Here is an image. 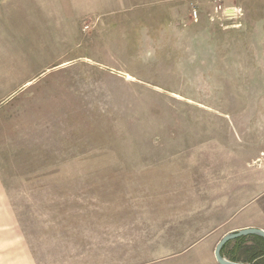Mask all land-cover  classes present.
I'll return each mask as SVG.
<instances>
[{
  "label": "rangeland",
  "instance_id": "374dc122",
  "mask_svg": "<svg viewBox=\"0 0 264 264\" xmlns=\"http://www.w3.org/2000/svg\"><path fill=\"white\" fill-rule=\"evenodd\" d=\"M6 4L0 264H218L264 229V0Z\"/></svg>",
  "mask_w": 264,
  "mask_h": 264
},
{
  "label": "water",
  "instance_id": "95a60500",
  "mask_svg": "<svg viewBox=\"0 0 264 264\" xmlns=\"http://www.w3.org/2000/svg\"><path fill=\"white\" fill-rule=\"evenodd\" d=\"M247 235H258L264 239V229L258 228V227H245L242 229H239L235 232H229L223 235L220 240L217 242L215 248H214V258L218 264H242L237 261H231L229 259L224 258L220 250L223 247V245L231 240H234L241 236H247Z\"/></svg>",
  "mask_w": 264,
  "mask_h": 264
},
{
  "label": "trees",
  "instance_id": "16d2710c",
  "mask_svg": "<svg viewBox=\"0 0 264 264\" xmlns=\"http://www.w3.org/2000/svg\"><path fill=\"white\" fill-rule=\"evenodd\" d=\"M252 238H254V240L258 241L261 243L262 248L261 249H256V252H254L252 254V258H254V260L256 259H261L264 258V239L258 235H250ZM249 236H241L238 237L236 239H234V241L239 242L236 244V246L241 247L242 243L245 241V239H247ZM258 242H255V244H259ZM228 242L225 243L223 245V247L220 250V253L222 256H226L229 260L231 261H237L239 262L240 259L238 257L235 256V253L233 252L234 249L231 250V252L229 254H227L226 248H227ZM250 258V259H252Z\"/></svg>",
  "mask_w": 264,
  "mask_h": 264
},
{
  "label": "built area",
  "instance_id": "2783aa9c",
  "mask_svg": "<svg viewBox=\"0 0 264 264\" xmlns=\"http://www.w3.org/2000/svg\"><path fill=\"white\" fill-rule=\"evenodd\" d=\"M214 11L217 12V13L223 11V13L230 20L236 19L239 16H241V14H242L240 8L232 7V8L226 9V8H222V6L220 4H217V5L214 6ZM193 15L196 16V12L195 11L193 12Z\"/></svg>",
  "mask_w": 264,
  "mask_h": 264
},
{
  "label": "crops",
  "instance_id": "0c3cea01",
  "mask_svg": "<svg viewBox=\"0 0 264 264\" xmlns=\"http://www.w3.org/2000/svg\"><path fill=\"white\" fill-rule=\"evenodd\" d=\"M16 1V0H15ZM14 0H0V11H2V10H6L5 8H4V4H8V3H11V2H15ZM6 4V5H7ZM11 8H9V10H10ZM0 18H1V16H0ZM245 227H254V226H252V225H242V226H239V227H233V228H231L230 230L231 231H229V232H235V231H237V230H239V229H242V228H245ZM258 228H260V227H258ZM228 232V233H229ZM225 235V234H224ZM225 258V257H224Z\"/></svg>",
  "mask_w": 264,
  "mask_h": 264
}]
</instances>
